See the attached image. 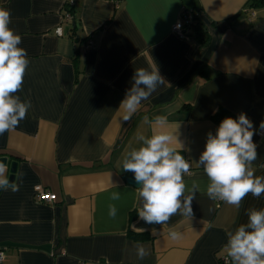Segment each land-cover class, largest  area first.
<instances>
[{
    "label": "crops",
    "instance_id": "1",
    "mask_svg": "<svg viewBox=\"0 0 264 264\" xmlns=\"http://www.w3.org/2000/svg\"><path fill=\"white\" fill-rule=\"evenodd\" d=\"M69 1V0H68ZM82 42L69 36L67 0H0L22 37L29 65L16 93L31 107L18 128L0 135V157L16 162L18 190L0 189L2 264H223L227 233L246 223L247 210L264 208V195L248 194L239 208L206 195L202 168L184 177L200 190L191 220L174 215L166 225L137 216L136 188L121 166L138 131L151 134L145 116L168 119L186 159L198 161L211 117L223 108L243 112L257 132L255 174L264 176V4L250 0H72ZM183 10L199 12L206 39L179 38L171 26ZM254 19L249 21V12ZM71 20V19H70ZM61 25L63 33L54 30ZM92 41V46L87 42ZM156 63L168 86H160L128 123L120 102L135 69ZM116 185L117 187H114ZM56 194L36 202L34 188ZM119 191L121 198L110 195ZM115 204V219L108 205ZM136 227L133 228L132 225ZM157 228L158 234L140 228ZM182 239L171 241L169 228ZM144 235L135 238L133 235ZM149 248L140 260L134 245Z\"/></svg>",
    "mask_w": 264,
    "mask_h": 264
},
{
    "label": "clouds",
    "instance_id": "2",
    "mask_svg": "<svg viewBox=\"0 0 264 264\" xmlns=\"http://www.w3.org/2000/svg\"><path fill=\"white\" fill-rule=\"evenodd\" d=\"M11 24L9 10L0 8V135L16 130L31 107L30 101H22L17 92L22 89L24 76L29 65L27 50L20 47L22 37ZM168 82L160 74L156 63L148 68L135 69L131 87L120 102L122 121H131L141 107L142 101ZM143 123L149 125L151 134L138 131V147H131L121 161L124 172L134 174L137 205L136 212L146 225H166L172 216L179 214L191 220L194 217L192 202L200 186L192 181L191 187L184 177L191 175L192 165L202 168L208 178L206 195L213 201H222L239 208L242 200L251 194L255 198L264 195V176L255 174L253 162L258 157L253 122L241 112L237 118L225 117L215 134L207 133L205 148L198 161H191L181 155L186 150L178 139V132H169L168 119L156 115L152 120L145 116ZM264 131V122L260 124ZM7 164L0 160V189L18 190L6 175ZM117 187L116 185H113ZM121 198L119 191L110 195L112 201ZM118 209L108 205V215L115 219ZM247 222L227 233L224 245L225 264H264V208L247 210ZM133 228L136 226L133 224ZM158 234L157 228H140ZM171 241L182 239V233L175 227L169 228ZM136 257L143 260L150 255L148 247L141 243L134 246Z\"/></svg>",
    "mask_w": 264,
    "mask_h": 264
},
{
    "label": "built area",
    "instance_id": "3",
    "mask_svg": "<svg viewBox=\"0 0 264 264\" xmlns=\"http://www.w3.org/2000/svg\"><path fill=\"white\" fill-rule=\"evenodd\" d=\"M67 2L69 4H72L71 3L72 0H69V1L67 0ZM247 12H249V21L252 22L255 14L253 11H250V10H247ZM192 16L193 14L191 10H183L179 20H177L176 22L172 24L171 31L179 38H187L189 30H190L189 27L193 23ZM63 18H64V21L69 22L71 19V16L69 13L65 12ZM54 33L57 36H61L63 33L62 26L61 25L57 26L54 30ZM92 44H93L92 41L87 42L88 47L92 46ZM259 135L264 136V131L259 130ZM34 192H35L34 199L38 203L40 202L51 203L57 199L56 194L44 189L42 186H36L34 188ZM225 259L226 258L223 259V264H225ZM2 262H3V252L0 250V264H2Z\"/></svg>",
    "mask_w": 264,
    "mask_h": 264
},
{
    "label": "trees",
    "instance_id": "4",
    "mask_svg": "<svg viewBox=\"0 0 264 264\" xmlns=\"http://www.w3.org/2000/svg\"><path fill=\"white\" fill-rule=\"evenodd\" d=\"M262 4H264V0H250L249 6L252 7H258L261 6ZM66 12L70 14L71 16V20H70V24L71 27H69V36L72 38V40L74 42H82L85 39H82L81 36L78 34V27H77V23L75 22L73 16V7L72 4H69L67 2L66 4ZM193 16V23L191 24V26L189 27V33H188V37L192 36V37H196L197 39H199L200 41H204L206 39V31L204 30V24L203 22L200 20L199 18V12L198 11H194L191 10ZM225 117H232V118H237L235 115H233L232 113H230L229 111L223 109V108H219L211 117V119L219 125V123L225 118ZM133 237L135 238H145L146 236L144 235H133Z\"/></svg>",
    "mask_w": 264,
    "mask_h": 264
},
{
    "label": "water",
    "instance_id": "5",
    "mask_svg": "<svg viewBox=\"0 0 264 264\" xmlns=\"http://www.w3.org/2000/svg\"><path fill=\"white\" fill-rule=\"evenodd\" d=\"M0 160H3L4 162L7 163V159L5 157H0ZM16 167H17V163L16 162H11L10 163V167H9V178L10 180H12L14 182V176H15V172H16ZM126 183L133 186V187H138L137 183L134 180V174L129 172V174L127 175L126 179H125Z\"/></svg>",
    "mask_w": 264,
    "mask_h": 264
}]
</instances>
